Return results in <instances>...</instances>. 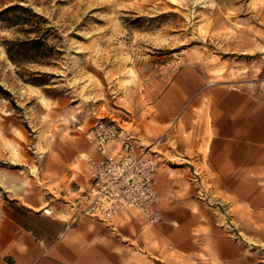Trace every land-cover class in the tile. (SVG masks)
Masks as SVG:
<instances>
[{
	"label": "rangeland",
	"instance_id": "rangeland-1",
	"mask_svg": "<svg viewBox=\"0 0 264 264\" xmlns=\"http://www.w3.org/2000/svg\"><path fill=\"white\" fill-rule=\"evenodd\" d=\"M13 4L45 20L41 35L59 54L51 66L14 64L3 42L26 36L0 25V185L11 189L0 199H41L80 166L90 149L75 116L83 129L110 116L138 132L139 100L176 84L242 87L264 101V0H0V9ZM242 195L212 193L214 215L241 242L243 264H264V177Z\"/></svg>",
	"mask_w": 264,
	"mask_h": 264
},
{
	"label": "crops",
	"instance_id": "crops-1",
	"mask_svg": "<svg viewBox=\"0 0 264 264\" xmlns=\"http://www.w3.org/2000/svg\"><path fill=\"white\" fill-rule=\"evenodd\" d=\"M136 113L138 139L158 159L153 189L161 221L150 224L133 210L110 223L75 215L59 196L68 179L82 180L81 160L41 199H0V264H243L241 242L223 231L210 196L240 201L252 179L264 177L260 95L176 84L149 102L139 100ZM0 188L5 196L11 191Z\"/></svg>",
	"mask_w": 264,
	"mask_h": 264
},
{
	"label": "built area",
	"instance_id": "built-area-1",
	"mask_svg": "<svg viewBox=\"0 0 264 264\" xmlns=\"http://www.w3.org/2000/svg\"><path fill=\"white\" fill-rule=\"evenodd\" d=\"M71 124L84 134L92 154L81 157L85 170L81 181L68 179L60 200L75 211L110 223L133 210L150 224L161 221L155 208L158 196L153 179L158 159L151 146L143 145L138 134L114 117H97L83 129L77 116ZM199 197L202 193L197 190Z\"/></svg>",
	"mask_w": 264,
	"mask_h": 264
},
{
	"label": "trees",
	"instance_id": "trees-1",
	"mask_svg": "<svg viewBox=\"0 0 264 264\" xmlns=\"http://www.w3.org/2000/svg\"><path fill=\"white\" fill-rule=\"evenodd\" d=\"M45 20L32 12L29 8L18 4L9 5L0 9V25L5 28L17 27L24 34L25 39L6 40L3 48L8 59L14 64L36 63L42 66H51L54 56L59 51L47 45L41 35L40 25ZM33 35V37H29ZM35 80L49 77V74L35 72ZM35 85H44L43 82H34ZM1 92V91H0Z\"/></svg>",
	"mask_w": 264,
	"mask_h": 264
},
{
	"label": "bare ground",
	"instance_id": "bare-ground-1",
	"mask_svg": "<svg viewBox=\"0 0 264 264\" xmlns=\"http://www.w3.org/2000/svg\"><path fill=\"white\" fill-rule=\"evenodd\" d=\"M29 88L34 90V87L29 86ZM226 206H227V205H226Z\"/></svg>",
	"mask_w": 264,
	"mask_h": 264
}]
</instances>
